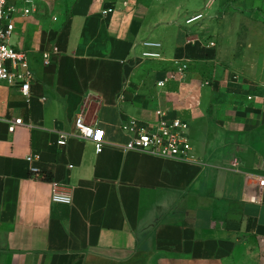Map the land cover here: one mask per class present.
<instances>
[{"label": "crops", "instance_id": "obj_1", "mask_svg": "<svg viewBox=\"0 0 264 264\" xmlns=\"http://www.w3.org/2000/svg\"><path fill=\"white\" fill-rule=\"evenodd\" d=\"M42 1L14 17L9 37L26 52L27 97L0 82V264H264V10L248 12L244 37L222 39L209 61L196 58L209 47L186 41L184 14L159 0H61L43 41L24 46ZM144 38L189 62L182 81L153 85L167 61L122 63ZM155 108L187 122V159L121 147L119 123ZM77 115L103 130L97 152L73 134ZM52 183L68 204L50 201Z\"/></svg>", "mask_w": 264, "mask_h": 264}, {"label": "built area", "instance_id": "obj_2", "mask_svg": "<svg viewBox=\"0 0 264 264\" xmlns=\"http://www.w3.org/2000/svg\"><path fill=\"white\" fill-rule=\"evenodd\" d=\"M35 9V0H0V82L8 85H16L19 92L27 97V89L33 79L32 72L28 66L26 52L16 48L9 43V37L14 32V17L16 15H28ZM108 10V9H107ZM204 16L201 11L196 10L184 15L179 26L185 34H188L186 41L199 44L197 38L189 39V33L196 27H200ZM52 20L55 16L51 17ZM140 49L137 53H131L122 60V63L129 68L136 67L143 61H167L166 67L158 70V76L154 77L153 85L156 88H163L171 82H180L188 68V63L183 58L172 57L166 59L162 54L161 43L157 40L144 38L139 41ZM201 44V43H200ZM205 47L213 46L209 40ZM58 52L57 46L52 45L40 53L41 63L47 65L51 57ZM127 79H124V83ZM20 118H14L8 122L7 130L12 131L14 125L20 124ZM73 134L88 140L97 152L103 142V130L91 125L77 115L73 119ZM120 130L127 135L126 141L121 145L125 150L145 152L165 158L184 160L188 158L190 143L187 134V122L179 116L170 115L165 108H155L151 118H138L127 116L119 123ZM65 133H60L57 144H61ZM32 154H27L24 159L31 162ZM30 174L37 173L34 166H29ZM50 201L68 204L70 195L57 183L50 187Z\"/></svg>", "mask_w": 264, "mask_h": 264}, {"label": "rangeland", "instance_id": "obj_3", "mask_svg": "<svg viewBox=\"0 0 264 264\" xmlns=\"http://www.w3.org/2000/svg\"><path fill=\"white\" fill-rule=\"evenodd\" d=\"M72 1L73 0H68V2ZM136 1L142 5H148L150 2V0ZM60 3L61 0H50L49 4L43 1L38 2L37 9L26 27L24 38L19 42L24 46L31 44L33 40H38L39 43H41L45 36L44 32L48 17L51 13H56L61 9ZM158 4L161 5L162 9H173L176 10V12H180L179 15H186L196 10L202 12L204 18L200 22L201 26L196 27L193 32L189 33V39L197 38L199 40V45H204L209 40L213 41L214 47L211 46L205 49L204 55V49L201 47L200 51L202 54L200 53V56L197 55L198 57H196L209 61L214 58V49L217 44H220L222 39L228 40L229 35L233 36V40L237 39L235 35L241 38L244 37V33L241 32V30L247 23L246 16L248 12H260L262 9L264 10V0H245L244 3L239 6L232 3V0H159ZM259 18L260 17H254V19L258 20ZM173 19L174 18L166 20L165 22L169 23ZM218 23H220V25L223 23L224 25L222 32H218ZM194 42L197 43L196 41ZM228 51V48H222L221 53L222 55H227ZM194 60L196 61V59ZM190 68H187V70L190 71ZM188 71H186V73H188Z\"/></svg>", "mask_w": 264, "mask_h": 264}, {"label": "trees", "instance_id": "obj_4", "mask_svg": "<svg viewBox=\"0 0 264 264\" xmlns=\"http://www.w3.org/2000/svg\"><path fill=\"white\" fill-rule=\"evenodd\" d=\"M32 175L36 176L40 180H44V181H50L51 180V174L50 173H39V174L35 173V174H32Z\"/></svg>", "mask_w": 264, "mask_h": 264}]
</instances>
